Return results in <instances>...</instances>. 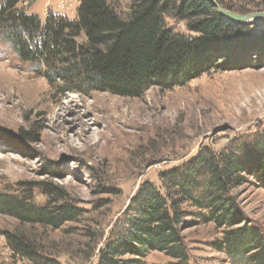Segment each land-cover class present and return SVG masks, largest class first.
<instances>
[{"label": "rangeland", "instance_id": "1", "mask_svg": "<svg viewBox=\"0 0 264 264\" xmlns=\"http://www.w3.org/2000/svg\"><path fill=\"white\" fill-rule=\"evenodd\" d=\"M108 1L127 17L134 0ZM221 1L240 14L264 12V0ZM79 4L30 0L21 6L42 20L51 12L75 19ZM238 23L249 25L248 35L198 46L200 53L213 52L210 70L184 85L153 86L136 97L66 90L63 80L43 74L45 67L36 70L22 61L0 33V192L79 209L59 227L21 224L0 213V264H98L101 249L146 182L160 188L161 173L181 169L205 149L247 145L260 157L255 139L264 134V19ZM166 24L199 40L200 34L179 17L166 16ZM242 177L232 194L243 218L233 228L246 225L264 232V183L252 174ZM184 208L206 213L188 204ZM229 229L187 216L180 233L192 263L249 264L219 250L216 243ZM8 232L23 234L33 245V257L14 251ZM171 260L164 252L150 251L137 264Z\"/></svg>", "mask_w": 264, "mask_h": 264}, {"label": "trees", "instance_id": "2", "mask_svg": "<svg viewBox=\"0 0 264 264\" xmlns=\"http://www.w3.org/2000/svg\"><path fill=\"white\" fill-rule=\"evenodd\" d=\"M26 1L30 0H0V33L22 61L36 70L45 67L43 74L63 80L69 91L136 97L153 86L184 85L214 64L213 52L197 50L200 43L221 44L234 35H248L250 29L222 16L210 0H134L127 17L108 0H80L75 19L51 12L44 20L21 6ZM166 16L185 20L200 34L199 40L173 31ZM255 141L260 157L248 152L247 145L229 144L218 152L205 149L181 169L161 173L160 188L151 182L142 185L115 235L101 249L98 264H137L150 251L172 258L165 264H193L180 233L190 215L232 227L216 243L219 250L234 259L246 258L249 264H264V232L246 225L233 228L243 218L233 186L244 180V173L264 183V134ZM30 199L0 192V213L21 224L54 227L79 214L68 203L39 205ZM185 204L206 213H191ZM6 238L14 251L33 257V245L23 234L8 232ZM126 254L132 257H123Z\"/></svg>", "mask_w": 264, "mask_h": 264}, {"label": "water", "instance_id": "3", "mask_svg": "<svg viewBox=\"0 0 264 264\" xmlns=\"http://www.w3.org/2000/svg\"><path fill=\"white\" fill-rule=\"evenodd\" d=\"M210 1H212L213 4L218 8V10L222 16H225V17H227L233 21L248 22L251 20L264 19V12H253V13L240 14V13L234 12L232 10H229L226 7H223L216 0H210Z\"/></svg>", "mask_w": 264, "mask_h": 264}]
</instances>
